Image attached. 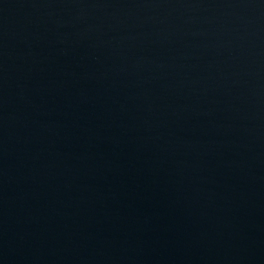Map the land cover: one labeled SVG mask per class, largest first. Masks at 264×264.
<instances>
[{
    "label": "water",
    "instance_id": "1",
    "mask_svg": "<svg viewBox=\"0 0 264 264\" xmlns=\"http://www.w3.org/2000/svg\"><path fill=\"white\" fill-rule=\"evenodd\" d=\"M0 264H264V0H0Z\"/></svg>",
    "mask_w": 264,
    "mask_h": 264
}]
</instances>
